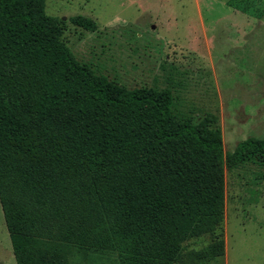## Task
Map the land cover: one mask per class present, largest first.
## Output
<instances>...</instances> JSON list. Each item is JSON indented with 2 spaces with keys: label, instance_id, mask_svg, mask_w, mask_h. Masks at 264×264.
Listing matches in <instances>:
<instances>
[{
  "label": "trees",
  "instance_id": "obj_1",
  "mask_svg": "<svg viewBox=\"0 0 264 264\" xmlns=\"http://www.w3.org/2000/svg\"><path fill=\"white\" fill-rule=\"evenodd\" d=\"M171 105L169 89L81 63L45 0H0V206L16 264L223 255L224 168L264 165V138L224 152L212 115L176 119Z\"/></svg>",
  "mask_w": 264,
  "mask_h": 264
},
{
  "label": "rangeland",
  "instance_id": "obj_2",
  "mask_svg": "<svg viewBox=\"0 0 264 264\" xmlns=\"http://www.w3.org/2000/svg\"><path fill=\"white\" fill-rule=\"evenodd\" d=\"M45 12L94 72L169 89L176 119L212 115L224 152L264 138V0H45ZM224 198V253L208 264H264V165L225 167ZM0 264H16L1 206Z\"/></svg>",
  "mask_w": 264,
  "mask_h": 264
}]
</instances>
